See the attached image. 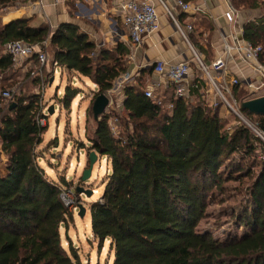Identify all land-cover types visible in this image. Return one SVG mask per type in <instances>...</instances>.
Returning <instances> with one entry per match:
<instances>
[{"label": "trees", "instance_id": "trees-1", "mask_svg": "<svg viewBox=\"0 0 264 264\" xmlns=\"http://www.w3.org/2000/svg\"><path fill=\"white\" fill-rule=\"evenodd\" d=\"M230 2L245 9L264 4ZM14 3L0 0V12ZM242 33L249 43H262L264 61V14L244 23ZM18 40L42 49L46 43L50 63L97 85L86 109L92 119L94 99L106 95L130 68L128 48L120 42L97 48L76 24L60 23L51 30L45 22L17 18L0 24V72L13 70L2 47ZM192 44L209 63L210 44ZM29 62L33 68L25 76L40 84L46 69L41 76L35 73L36 53ZM141 74L122 88L123 134L113 135L108 114L93 119L87 154L94 151L97 161L105 157L110 170L102 196L90 205L92 237L99 246L107 242L111 264H264V142L242 124L227 127L217 107L177 97L171 85L157 88L155 99L146 97ZM242 88L241 82L232 88L239 104L251 99L242 96ZM195 92L190 88V95ZM77 93L66 86L57 98L60 108L68 110ZM38 97L14 94L0 102L1 151L7 157L6 172L0 173V264H82L77 251L66 250L61 241L60 229L66 231L72 212L60 198V187L70 185L63 176L50 180L37 164L46 130L36 123ZM241 111L264 133V116ZM228 181L239 183L241 197L231 217L241 233L215 238L197 231L211 199L227 189Z\"/></svg>", "mask_w": 264, "mask_h": 264}, {"label": "rangeland", "instance_id": "rangeland-1", "mask_svg": "<svg viewBox=\"0 0 264 264\" xmlns=\"http://www.w3.org/2000/svg\"><path fill=\"white\" fill-rule=\"evenodd\" d=\"M258 1L259 0H257V2ZM236 9H238V7ZM10 10L5 11L4 9L0 12V24H4V15ZM260 10L259 11L264 14V4ZM203 45L206 47L208 44L204 43ZM257 45L262 46V43ZM209 50L211 51V48H209ZM43 51L48 56L47 52L49 51L47 46L44 45ZM2 52H4V46L2 47ZM195 53L205 66L209 65L200 55L199 50L195 51ZM261 62L263 63L264 61L262 60ZM190 67L192 73L200 77L201 83L204 84L207 82L209 86L206 73L201 69V66L195 59L193 63L190 64ZM47 69H49V67H47ZM25 73V70L22 69L0 72V93L6 89H13L16 95L41 93V83H34L36 81L32 80L33 77L25 76ZM246 78L241 80L243 87L242 96L252 98L264 95V87L251 89L244 86V83L252 79V77H248L249 79ZM68 85L77 89L78 93L73 99V103L77 102L78 105L71 104L70 108L65 110L59 108L57 98H60V96L56 97V90H64ZM43 87V104L47 106L53 105L54 111L51 114L48 112L44 114L47 127L42 134V142L37 148V153L41 156L37 158V164L46 170V176L50 180L59 181V178L63 176L72 187L73 191V202L70 209L68 208L69 211L72 212V220L68 223L66 231L60 229L62 246L66 250L70 248L77 251L82 264H111L112 252L109 251L107 242L99 246L98 242L92 237L90 229V205L98 201L102 196L106 184V171L107 169L110 170V161H106L105 157H100L93 165L91 176L86 181L80 180L87 162V150L90 146L89 138L92 137L94 130L92 116L88 117L86 115V109L90 105L93 91L91 83L75 73L59 71L54 80L50 84L48 83V85L45 83ZM106 95L110 103L104 113L110 116L109 122L111 121V124L117 127V135L119 131L123 134L125 127L124 125H120V123H123L126 119L124 118L123 112L120 110V98L112 97V95L110 96L109 92ZM228 100L230 101V99ZM192 102L194 103L195 101L193 100ZM222 112L224 113V111ZM78 115L79 117L81 116L79 120L77 119ZM116 116L121 117L120 122L117 121ZM223 119H226L227 127L235 125L236 123L238 124L237 120L231 115ZM251 120L255 122L254 119ZM57 125L59 129L56 131ZM54 132H56V137L53 138L52 133ZM50 140L54 141V143L51 144L50 147H47L45 143H48ZM78 151L80 155L77 156V154H79ZM77 161L81 162V166L77 165ZM69 163H71L72 166H68ZM99 165H101V167H99ZM77 185H81L85 191L90 190L92 193L90 195L85 193L76 194L75 188ZM238 185L239 183L237 181H228L226 183L227 189L223 193H216L214 195V198L211 199L207 206L204 218L197 226V231L208 232L215 238H223L225 232L241 233L242 229L234 224L233 218L231 217L232 209L237 205L241 197L238 193ZM79 204L85 209L83 216L78 215Z\"/></svg>", "mask_w": 264, "mask_h": 264}, {"label": "crops", "instance_id": "crops-1", "mask_svg": "<svg viewBox=\"0 0 264 264\" xmlns=\"http://www.w3.org/2000/svg\"><path fill=\"white\" fill-rule=\"evenodd\" d=\"M124 1L128 0H15L14 5L5 10L13 9L4 15L3 23L6 24L17 18H30L32 22L37 24L41 22L47 23L51 30L60 23H72L76 24L82 32L86 33L89 39L96 44L97 48L101 46L115 47L120 42L128 48L126 58L130 68L125 73H129L131 77L133 76L127 82L133 83L135 76L141 72L146 82L145 87H147L151 83H155L158 78L154 70L150 72V68L153 67L155 61L162 60L170 64L188 61L191 64L194 61L193 51H197L191 43H200L202 45L209 43L211 55L208 59L209 63H211L222 54L223 37L228 42H232L233 37H239V31L242 30L244 23L260 18L263 15L260 12V8L245 9L239 7L236 9L235 7L237 11L236 17L234 21L228 22L224 16L228 5L227 0H189L188 2H190L193 8L189 12L181 11L176 5L168 1L176 24L180 25L183 29L188 25L191 27V30L187 33V40H185L177 30L173 19L170 18L161 5L155 3L159 15V30L151 35L145 36L142 44L132 53L129 49L130 42L125 32L122 12L119 9L120 3ZM149 1L156 2L155 0ZM195 6L199 10H194ZM200 55L205 58V54L200 53ZM45 69L48 70L47 67ZM228 70L229 76L238 78L239 82L246 77V79L252 77L251 80L244 83L246 87L249 81H260L259 75L254 72L251 64L240 58L235 52L228 62ZM187 82L190 85L192 84L191 88L194 87V91H197V93L195 92L190 95L189 101L201 100L207 103L208 100L215 97L214 89L210 83L209 86L207 82L202 84L200 77L192 73L191 67L187 75ZM165 86L167 84L163 86L159 85V87L163 88ZM59 91L62 94L64 92V90ZM109 95L119 97V106L122 105L124 97L123 90L116 80L113 82V87L109 91ZM72 104L78 105L77 102L73 103V101ZM222 111L224 110L219 109L218 114H224ZM80 118L81 116L79 117L78 115L77 119L79 120ZM58 129L59 126L57 125L56 131ZM52 136L53 138L56 137V132L52 133ZM0 154L3 156V159L0 160V173L4 175L6 172L7 157L1 151V138ZM78 155H80V152ZM44 172L46 174L45 169Z\"/></svg>", "mask_w": 264, "mask_h": 264}, {"label": "built area", "instance_id": "built-area-1", "mask_svg": "<svg viewBox=\"0 0 264 264\" xmlns=\"http://www.w3.org/2000/svg\"><path fill=\"white\" fill-rule=\"evenodd\" d=\"M155 1L156 2L149 0H128L120 3L119 9L122 12V20L125 27V32L130 42L129 49L132 53H134V51L142 44L145 36L151 35L159 30V15L155 3L161 5V7L166 11L170 18L173 19V21L174 17L172 15L171 6L169 5L168 1L172 2L173 5H176L181 11L189 12L193 10L190 2H183L182 0ZM227 2V10L225 11L224 16L228 22H232L236 17L237 11L230 1L227 0ZM194 10H199V8L195 6ZM176 28L179 33H181L183 38L187 40V33L191 30V27L188 25L185 29H183L180 25L176 24ZM242 34V30H240L239 37H233L232 42H228L226 38L223 37V50L221 56L214 59L211 63H209L208 66H205L203 64L199 56L194 51L193 57L199 63L201 69L206 73L209 83L215 92V97L208 100L207 104L211 107H217L218 110L223 109L224 114L220 115L219 113V116L221 118H226L228 115L233 116L237 120L238 124H242L245 127L249 128L257 137H259L264 142V133L260 129L257 122H253L240 110V104L232 95L233 86L239 83L238 78L229 76L228 70V62L234 52L237 53L240 58L250 63L253 67L254 72H256L260 77V81L258 82L249 81L247 83V87L251 89H259L261 87H264V64L260 62V53L262 51L261 46L253 45L244 40ZM45 44L46 43H43L42 45ZM4 51L11 57V67L13 70L22 69L25 71H29L30 68H32V66L29 64V59L35 53L37 55V68L35 69V73L41 76L42 70L46 67H49L44 81H42L40 84L42 87V92H37V94L39 95L38 98L40 104V112L36 117V123L38 127H47L46 117L44 116V114L47 113L48 106L43 104V86L45 85V83L48 84L50 78H52L53 81L59 71L66 70H62L55 62L50 63L48 56L41 48V45L38 44H28L20 40L7 42L4 45ZM49 64L51 65L49 66ZM153 67L154 72L157 74L158 78L155 83H151L145 88L144 95L146 97L155 99L156 97L154 91L159 87V85L163 86L167 84L174 87V93L177 97L189 100V90L192 84L190 85L187 82V75L190 71V65L188 61H180L170 64L162 60H157L154 62ZM132 77L129 73H125L120 78H117L116 81L123 88V85L126 84L127 81ZM91 88L93 90H96L97 85L92 84ZM13 94V89H6L1 91L0 102H2L3 100H11ZM56 95L57 97L60 95V97H62L63 94L60 93V91L57 89ZM228 99H230V101ZM156 100L158 103L160 102L158 99ZM58 105L60 108V103ZM108 123L113 135L118 136L119 134L117 135V127L114 124H111V121ZM77 165L81 166V163L77 161ZM68 166H71V163H69ZM60 198L65 206L70 209V206L73 202L72 187H60Z\"/></svg>", "mask_w": 264, "mask_h": 264}, {"label": "water", "instance_id": "water-1", "mask_svg": "<svg viewBox=\"0 0 264 264\" xmlns=\"http://www.w3.org/2000/svg\"><path fill=\"white\" fill-rule=\"evenodd\" d=\"M51 81H52V78H50L49 84L51 83ZM13 105L14 103L11 104V106ZM108 105H109V98L107 97V95L103 93L99 94L94 99L93 104H92L93 119L98 120L104 114ZM53 108H54L53 105H49L47 112L50 114L53 113ZM240 110H246L250 114L264 116V95L254 97V98L241 102ZM97 158H98L97 154L94 151H90L87 154V162H86V165L80 177L81 181H86L91 176L92 168H93L94 163L97 161ZM75 191H76L75 193L77 194L85 193L87 195H90L92 193V191L90 190L85 191L81 185H77L75 188ZM84 212H85L84 207L81 204H79L78 205V215L83 216Z\"/></svg>", "mask_w": 264, "mask_h": 264}]
</instances>
